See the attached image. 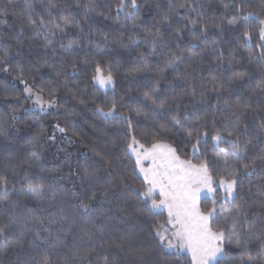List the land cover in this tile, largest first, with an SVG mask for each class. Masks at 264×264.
<instances>
[{"label": "trees", "instance_id": "16d2710c", "mask_svg": "<svg viewBox=\"0 0 264 264\" xmlns=\"http://www.w3.org/2000/svg\"><path fill=\"white\" fill-rule=\"evenodd\" d=\"M119 3L120 0H51V3L49 0H0V10L5 12L0 20L7 21L0 24V177H7L9 189L7 199H0V225L8 224L13 216L26 214L28 209H33L38 218L28 222L23 237L19 226L10 228L6 237L0 236V264H38L46 255L53 264L66 261L81 264L72 256L74 245L94 249L87 264H192L189 254L166 250L146 231V219L166 220L163 211L157 210L154 216L140 215L136 208L147 207L142 198L123 199V193L129 190L126 185L141 190L144 187L134 157L125 151L123 138L127 136L130 142L135 135L141 143L150 144L152 137L146 136L145 130L159 133L177 149L181 158L200 163L204 157L193 154L186 133L173 129L170 117L176 115L184 123H187L185 116L188 120L199 117L201 123L205 118L208 121L215 118L216 128L222 129L232 127L235 112L241 117L237 131L242 134V146L251 140L248 157L255 158L264 149V129L259 127L264 124V59L260 58L264 49L258 47L260 25L255 18L246 27L243 20L228 24L237 12L233 5H244L245 12L256 11L264 17L261 11L264 0H137L138 9L127 4L117 14ZM89 4H94L95 11L88 10ZM225 4L229 6L225 8ZM29 5L34 9V19L42 15L46 21L60 22L61 16H68L73 23L64 33L57 31L54 36L40 27L33 29L28 24ZM128 11L134 15L127 16ZM192 20L196 21L195 25ZM205 26L207 32L201 34ZM157 30L162 35H157ZM245 30L252 33L251 44L247 46L243 39ZM193 32L199 39H193ZM46 40L52 41L48 49L44 46ZM213 40L217 43L212 44ZM70 43V51L65 52L63 49ZM221 53L222 59H218ZM177 56L179 60H175ZM169 60L173 61L171 65ZM97 62L113 70L115 84L111 89L103 90L91 80ZM145 63L147 68H143ZM137 66L143 70L133 71ZM5 68L9 70L4 71ZM19 69L23 70V80L33 85L34 91L47 84L42 94L46 101L44 111L24 92ZM177 71L185 77L183 80L174 79ZM234 72L246 75L233 79ZM213 77L217 78L215 82ZM220 83L225 90L218 97L213 88ZM49 88L56 89L54 97L49 96ZM145 93L157 102L166 101L167 119L152 117L151 113L158 110ZM50 99H55V106L47 105ZM113 102L118 113L132 118L130 134L126 122L105 119L95 112L97 106L107 110ZM216 104L218 107L213 111L212 105ZM245 104L248 106L244 107ZM56 123L68 130L66 135L54 132ZM159 124L168 127L160 129ZM209 129L214 135L215 129L210 124ZM52 135L55 142L48 139ZM220 147L227 145L222 143ZM34 151L41 157L36 166L31 157ZM199 153L209 159L215 155L211 136L199 146ZM41 167L45 170L43 173ZM85 167L89 171L97 169L96 199L92 201L96 211L91 217L80 215L72 207L83 198L73 197V188L79 192L82 184L92 183L83 179ZM222 167L217 165V171L213 172L215 181L221 177L227 179ZM26 175L32 180L42 177L46 185L55 188L59 193L55 202L49 199L38 202L13 190V185L15 189L26 186L27 180L23 179ZM261 203H264V166L260 165L253 175L243 177L234 203L231 199L216 201L214 224L224 223L219 217L222 209L231 210L241 230L255 222L254 235L248 238L246 246L224 243L225 256L219 264H243L240 257L246 260L245 253L254 258V264H264ZM199 205L203 212L214 206L208 197H203ZM236 205L240 206V213L246 214V220L237 215ZM61 214L69 216L74 223L60 221ZM52 217L58 222L50 225L48 220ZM93 220L106 226L103 233L92 227ZM17 239L22 240V247L14 244Z\"/></svg>", "mask_w": 264, "mask_h": 264}, {"label": "snow or ice", "instance_id": "6c2138e0", "mask_svg": "<svg viewBox=\"0 0 264 264\" xmlns=\"http://www.w3.org/2000/svg\"><path fill=\"white\" fill-rule=\"evenodd\" d=\"M42 2V0H41ZM51 3V0H49ZM183 6V5H182ZM229 5L225 4V8ZM237 7V12L229 20V25H235L237 21L243 20L245 22V27L247 23L253 18L259 23L260 27L258 29L259 43L258 47L264 49V17L256 11H244V5H233ZM89 11H95L94 4H89ZM128 5L125 3V0H120V3L116 6V12L119 14L121 11H124ZM140 5L137 3V0H131V8L138 9ZM28 24L33 29L40 27L51 35H55L57 31L64 33V31L73 23L72 18L68 16H61L60 22H57L53 19H48L46 21L45 16H39L38 19L33 18L34 9L31 5L28 6ZM264 11V8L261 9ZM5 12L0 10V15H4ZM126 15L131 17L134 15V12L128 11ZM198 15H203L198 13ZM48 16H51V13H48ZM167 22V17H165ZM193 25L196 24L195 20L190 21ZM6 20H0V24H6ZM220 28V31L223 32L224 29L220 25H215ZM77 27L79 24L77 23ZM179 32V29H177ZM201 34H206L207 27H203L200 30ZM39 35V33H37ZM157 35H162V33L157 30ZM193 39H199V36L193 32ZM107 39V36H105ZM243 39L247 42V45L251 44L252 33L249 30L243 32ZM133 43H136L133 41ZM152 48L155 52V38H153ZM212 44H216L217 41L213 40ZM52 45L51 40H46L45 49L50 48ZM72 44L70 43L63 50L69 52ZM55 52V49H53ZM4 56H8L7 50L4 53ZM251 53L249 59L251 60ZM260 58L264 59V51L260 53ZM180 57H175V60H179ZM218 59H222L221 56ZM45 63L47 61H44ZM169 65L173 63L172 60L168 61ZM73 69L76 68L75 62L72 64ZM148 65L145 63L143 68H147ZM8 68H5L4 71H8ZM143 70L141 67L137 66L133 71L139 72ZM21 72L22 82L25 84L24 92L29 97H34L33 103L36 104L44 111V104L42 102V94L47 87V84L44 86H39L37 90L34 91V86L29 85L26 80H23L22 69H19ZM106 73V74H105ZM60 73H57L59 76ZM246 75L244 72H234L233 79L243 78ZM185 77L177 71L174 79L183 80ZM91 80L98 85L101 89L107 90L109 87H114L115 78L114 73L111 68L104 67L100 62H97L93 67V74ZM217 80L216 77H213V81ZM51 82H48L50 84ZM225 90L223 83H220L219 87L213 88V91L217 93V96ZM153 92L156 91L155 88L152 89ZM56 89L49 88V96L54 97ZM146 97L151 101V104L158 111H153L151 113L152 117L159 116L161 119H167V110L165 109V100H159L157 102L156 98H153L149 93H145ZM55 99H50L47 104L49 107L55 106ZM84 103V101H81ZM248 105L245 104L244 107ZM218 107V104L212 105L213 111ZM95 112L102 116L105 119H115L122 120L127 123L128 133L132 132V118L125 113L117 112V105L115 102L111 104L107 110L104 107L97 106ZM137 115H139V110H137ZM147 116L148 114L145 113ZM232 116L235 119L232 122V127L229 128L225 126L222 129L216 128V120L213 118L211 121H208L205 118L204 123H201L200 118L198 117L195 120H188L187 116L185 119L187 123L178 119L176 115L170 117L171 127L175 130L183 131L186 133V139L191 143L193 154H199L204 158L198 164H193L191 161L183 160L177 153V149L172 147L171 144L165 142L159 133L153 134L145 130L144 134L146 136H151L152 141L150 144L141 143L140 140L136 139L135 135L131 136V141H127V136L123 139L125 140L124 148L125 151H131L135 156V164L139 169V172L143 175V190L137 189L126 185L125 187L129 189L123 193V199L125 201L130 200L133 196L137 198H142L143 202L147 205L146 208H136V212L140 215L154 216L157 210L166 209L167 210V219L163 222L159 221H149L145 220L144 223H147V229L149 235L157 238L160 243L166 248H187L191 251L192 254V264H219L220 258L225 256L224 243L235 244L239 247H244L247 245L248 238L254 235L253 228L255 227V222L253 221L245 229L241 230L239 225V220L232 217L231 210L222 209L219 212V217L224 221L223 224H214L213 221L217 219V208L215 207L216 201L213 199V207L210 208L207 212H202L199 209L197 204L198 195L202 190H206L209 194L214 193L217 189L213 187L214 184H217V181L213 179V172L217 171V165H222V171L224 176L218 181V186L220 189H223L225 193V200L231 199L233 203L236 200L238 195V187L242 184L244 176H251L256 171L258 165L264 166V149L261 150V155L255 158L248 157V144L251 143V140L244 143L242 146L240 141V136L242 135L237 129L241 124V117L237 113L233 112ZM159 123V121H157ZM209 124L212 129H215V134L212 135L209 129ZM168 125L159 124L160 129H167ZM245 133L247 131V124L243 125ZM261 129H264V124L259 126ZM54 132L58 131L62 134L67 133V129L61 127L59 123L53 125ZM211 136V140L214 142L215 155L209 159L206 154L199 153V146L202 143H207L208 137ZM67 139H71L67 137ZM52 142H55V135L48 137ZM226 144L227 147L221 148L220 144ZM33 160V166H36L40 162V154L33 152L31 154ZM147 165V166H145ZM238 165V166H237ZM108 167H111L109 164ZM41 173L45 170L41 167ZM27 180L26 186H22L19 189H15L13 185V190L24 193L27 197L34 199L38 202H42L45 199H49L50 202H55L59 193L55 188H52L51 185H46L43 182L42 177H38L37 180L28 179L27 175L23 178ZM84 180L90 181L87 186L81 185V191H76L75 187L73 188L71 195L73 197H83L79 199L78 204L73 205V209L79 211L80 215L85 217H91L96 209L92 207V201L96 199L95 191V182H97V169L88 170L87 167L84 169ZM110 183V182H109ZM51 190V196L49 197V189ZM8 179L7 177H0V199H7L8 196ZM105 195L107 192L105 191ZM159 196L160 199L157 200L156 196ZM151 201L150 204L147 202ZM261 208H264V203H261ZM239 205H236L237 215L241 216L243 219H247L246 214L239 212ZM126 211L121 209V212ZM63 213V209H61ZM38 218L34 215L33 209H28L27 213L22 216H13L12 220L8 224L0 225V236H7L8 230L13 226H19L20 228V237H23L25 231L28 229V222L37 220ZM100 217H96V220H99ZM60 221H68L69 223H74L73 220L67 215H60ZM58 221L55 217H52L48 220L50 225L56 224ZM40 223H43L40 220ZM230 225V227H229ZM92 227L98 229L101 233L105 230V225L97 224L95 220L92 221ZM144 230V229H142ZM49 231V229H45ZM39 237V232L36 233ZM89 239L91 237L89 236ZM175 241V243H174ZM14 244L22 247V240L17 239L14 241ZM264 247V244H262ZM72 256L74 260H79L81 264H87L89 254L94 251L92 248L85 247H76L73 246ZM7 249H5L6 251ZM247 259L245 260L244 256L240 257V260L243 264H254V258L245 253ZM38 264H53V261L46 255L44 256ZM65 264H68L66 261Z\"/></svg>", "mask_w": 264, "mask_h": 264}, {"label": "rangeland", "instance_id": "374dc122", "mask_svg": "<svg viewBox=\"0 0 264 264\" xmlns=\"http://www.w3.org/2000/svg\"><path fill=\"white\" fill-rule=\"evenodd\" d=\"M125 3L126 4H131V0H125ZM106 74V73H105ZM96 85V84H95ZM98 86V85H97ZM99 87V86H98ZM100 88V87H99ZM112 87H109L108 89H111ZM104 90V89H103ZM34 98V97H33ZM42 102H43V104H46L45 102L46 101H44L43 99H42ZM48 105V104H47ZM46 105V106H47ZM129 153L134 157V159H135V156H134V154L131 152V151H129ZM181 158V157H180ZM181 159H183V158H181ZM183 160H188V159H183ZM188 161H191V160H188ZM192 162V161H191ZM193 164H198V163H194V162H192ZM145 166H147V165H145ZM137 171L139 172V169L137 168ZM139 174L143 177V175L139 172ZM218 181L219 180H217V184H214L213 185V187L214 188H216L217 190L214 192V193H211V194H209L206 190H202L201 192H200V194L198 195V200H197V204H198V206H199V209L201 210V208H200V205H199V203H200V200L203 198V197H208V198H211L212 200L213 199H215V201H218V200H220V201H226L225 199H224V197H225V193H224V191H223V189H220L219 188V186H218ZM219 196V197H218ZM156 199L157 200H159L160 199V197L157 195L156 196ZM229 200V199H228ZM215 207H218V205L217 206H215ZM159 211H163L164 213H165V215H166V219H167V210L166 209H160ZM202 211V210H201ZM203 212V211H202ZM174 243H175V241H174ZM163 245V244H162ZM164 246V245H163ZM165 249L166 250H168V251H172V252H178V253H187V254H189L190 255V257H191V260H192V254H191V251L189 250V249H187V248H179V247H177V248H166L165 247Z\"/></svg>", "mask_w": 264, "mask_h": 264}]
</instances>
